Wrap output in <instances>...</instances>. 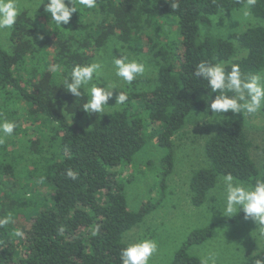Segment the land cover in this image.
I'll use <instances>...</instances> for the list:
<instances>
[{
    "label": "trees",
    "instance_id": "trees-1",
    "mask_svg": "<svg viewBox=\"0 0 264 264\" xmlns=\"http://www.w3.org/2000/svg\"><path fill=\"white\" fill-rule=\"evenodd\" d=\"M246 2L97 0L96 9L73 13L69 23L74 29L62 23V30L54 26L46 29L21 11L10 32L11 49L0 45V118L17 121L14 133L28 135L21 129L19 112L20 103H25L27 118L36 121L44 117L55 126L50 135H29L24 145L29 152L42 154L48 142L50 154L44 163L26 172L32 182L8 183L17 176L15 164L20 153L15 151L12 159L2 163L0 181L7 176L10 186L2 190L0 218L11 212L29 223L23 228L14 223L0 227V264H121L120 251L128 245L123 240L125 233L157 209L161 199L148 200L138 210H131L125 192L130 178L123 177L120 168L155 136L166 150L160 185L162 191L166 189L175 159L173 137L193 111L212 114L208 106L216 94L206 81L195 77L196 65L201 61L226 62L235 52L233 41L211 31L212 17L238 10ZM91 11L103 12L107 23L94 28L85 22ZM251 13L264 20V0H256ZM169 18L176 23L177 33L169 34V29L156 30L154 36L146 33L151 45L145 47L144 26L162 28V20ZM201 25L207 28L204 36ZM114 36L129 52L150 51L158 83L149 96L127 92L123 106L90 115L82 108L88 96L75 98L63 88V81L74 65L87 64L93 51ZM233 37L247 54L232 64H238L241 73L249 77L264 69V25L250 26ZM232 64L226 63V69L230 71ZM54 65H60V70L52 71ZM68 115L86 123L71 124ZM205 153L209 166L197 169L189 184L195 206L204 203L226 174L247 183L264 174V164L259 169L251 155L247 131L235 118L221 119L205 143ZM69 169L77 173L75 180L67 176ZM40 184L53 190L50 199L37 189ZM241 218L243 211L227 221ZM97 226L99 231L93 235ZM214 226L191 232L168 264H201V258L190 254L188 248L208 240ZM16 229L24 232L23 238L13 235ZM257 259H264V250L244 264H255Z\"/></svg>",
    "mask_w": 264,
    "mask_h": 264
},
{
    "label": "rangeland",
    "instance_id": "rangeland-1",
    "mask_svg": "<svg viewBox=\"0 0 264 264\" xmlns=\"http://www.w3.org/2000/svg\"><path fill=\"white\" fill-rule=\"evenodd\" d=\"M45 2L46 0H18L22 11L27 13H31L34 8H38L39 5ZM242 9L243 7L227 14L220 13L212 17L210 29L213 34L234 42L235 52L228 61L224 62L225 64H232L247 54V50L240 45L239 41L233 37V34L253 25H264V20L254 15H251L250 19L245 20L241 15ZM30 16L35 18L46 29L52 28L49 23L51 14L44 11L43 5L36 13ZM107 21L105 14L101 11H91L85 18V22L91 24L94 28L107 23ZM154 26L153 24H147L141 30L145 47L151 45V41L147 40L146 33L154 36L156 30L162 29L164 31L167 29L171 30L169 34L175 35V32L177 33L176 23L173 22V18H169L168 21L162 20V28L161 26ZM68 27L69 29H74L71 23H69ZM200 28L204 36L207 28L202 25ZM10 32L11 30L0 31V45L8 50L12 46ZM121 55H126L129 59L141 60L145 63L146 70L143 75L138 76L130 84L119 81L120 90L149 96L158 83V69L155 60L151 59V53L148 49L140 53L129 52L126 46L114 36L100 49L93 51V55L87 64L97 61L102 64L101 77L98 82H103L104 80L109 82L118 81L119 78L115 77L111 62L113 58ZM49 57L51 58L52 55ZM261 72H264V69L258 73ZM242 75L245 78H250L245 74ZM100 86L103 87L104 84L102 83ZM120 90H114L113 97L108 100V106L105 107V112L119 107V105L115 106V101L116 95ZM20 107L21 129L28 131L29 134L14 133L12 136L6 137L5 142L0 144V169L4 168V166L2 167L3 162L7 163L8 160L15 156V151L20 153L21 159L16 161L17 163L15 164L17 176L14 177L15 179L8 180L11 186L15 183L32 182V179L27 178L26 172L37 169V166L44 163V159L50 154L47 141L44 143L45 149L42 154L29 152L25 148L28 136L36 138L42 134L50 135L52 134L51 128L55 126L53 121L45 120L44 117H40L36 121L27 118L25 103H20ZM226 117L235 118L247 131V136L251 141V155L258 168H262L264 164V107L251 115L246 113L234 114L231 110L222 115H213L198 110L193 111L182 130L173 137L174 166L166 180V189L164 191L161 190L160 185L162 162L166 150L157 143L155 136L149 139L148 145L139 151L130 163L120 168L122 169L123 177L130 178L125 192L127 203L131 210H138L141 204L148 200L156 201L161 199L160 206L152 211L143 222L126 232L123 237L127 244L144 238H151L157 241L158 251L153 254L149 264H168L191 232L203 229L213 223H215V226L212 228L210 238L201 244L190 246L188 248L190 254L201 258L212 253L215 256V264H244L257 253L264 250V241L260 240L257 235L259 225H256L254 220L241 218L230 222L227 221L229 217L223 215V200L218 187L222 178L209 191L202 205L195 206L191 202L190 179L197 169L209 166V160L205 153V143L221 119ZM68 120L71 124L79 123L83 125L86 123L84 122L85 119H76L69 115ZM155 127L157 128V125ZM2 178L4 179L0 181V197L3 193L2 190L6 191L10 186L5 181L8 177L3 176ZM255 180H251L249 183L242 182L252 184L255 183ZM37 189L49 199L53 194V190L49 185L40 184ZM30 195V192L27 193V196ZM14 221V225L18 228H23L29 223V220L22 215L14 217Z\"/></svg>",
    "mask_w": 264,
    "mask_h": 264
},
{
    "label": "clouds",
    "instance_id": "clouds-1",
    "mask_svg": "<svg viewBox=\"0 0 264 264\" xmlns=\"http://www.w3.org/2000/svg\"><path fill=\"white\" fill-rule=\"evenodd\" d=\"M256 0H247L241 10L242 17L251 18V8ZM44 11L51 14L50 24L56 29H64L63 24H68L73 13L83 14L86 10L97 8V0H46L41 4ZM34 8L29 15H33L41 7ZM176 7V5H173ZM22 9L18 0H0V31L12 30L17 22ZM43 39V36L40 37ZM112 67L118 81H100L102 64L92 62L89 64H76L72 67L70 75L65 77L63 88L75 98L88 96L82 105L87 114L103 113L108 106V100L113 97L114 90L119 89V81L132 83L138 76L145 73L146 65L138 59H129L126 55L113 58ZM52 71H59L60 65H54ZM195 77L207 82V87L215 93L211 100L208 111L213 115H222L229 110L232 113L254 114L264 107V72L252 75L250 78L243 77L240 66L232 64L230 71L226 69L223 61H201L195 67ZM104 84L101 87V84ZM128 100V94L120 90L116 95L115 106H123ZM18 122L0 118V144L5 142L6 137L14 134ZM67 176L73 180L77 173L67 170ZM223 200V215L235 217L243 211L244 218L255 221L258 228V238L264 241V174L255 180V183L246 184L236 179L231 173L222 177L218 185ZM215 196V195H213ZM14 213H8L0 218V227L13 224ZM63 231V228L60 229ZM99 227L93 230L96 235ZM16 238H23L24 232L16 229L13 233ZM158 251V243L151 238H144L137 242L129 243L120 251L121 264H149L151 257ZM201 264H215V256L212 253L201 257ZM255 264H264V259H257Z\"/></svg>",
    "mask_w": 264,
    "mask_h": 264
}]
</instances>
